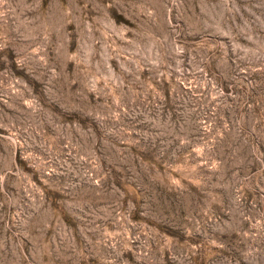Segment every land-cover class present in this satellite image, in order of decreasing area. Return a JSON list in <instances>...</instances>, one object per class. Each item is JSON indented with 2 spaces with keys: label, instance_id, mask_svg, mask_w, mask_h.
I'll return each mask as SVG.
<instances>
[{
  "label": "rangeland",
  "instance_id": "obj_1",
  "mask_svg": "<svg viewBox=\"0 0 264 264\" xmlns=\"http://www.w3.org/2000/svg\"><path fill=\"white\" fill-rule=\"evenodd\" d=\"M0 264H264V0H0Z\"/></svg>",
  "mask_w": 264,
  "mask_h": 264
}]
</instances>
